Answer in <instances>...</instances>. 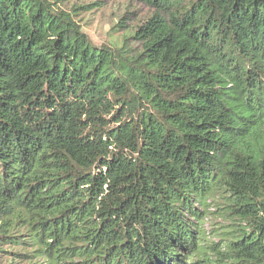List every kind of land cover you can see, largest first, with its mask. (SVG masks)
<instances>
[{"label": "trees", "instance_id": "trees-1", "mask_svg": "<svg viewBox=\"0 0 264 264\" xmlns=\"http://www.w3.org/2000/svg\"><path fill=\"white\" fill-rule=\"evenodd\" d=\"M137 1L0 0V264H264V0Z\"/></svg>", "mask_w": 264, "mask_h": 264}, {"label": "rangeland", "instance_id": "rangeland-1", "mask_svg": "<svg viewBox=\"0 0 264 264\" xmlns=\"http://www.w3.org/2000/svg\"><path fill=\"white\" fill-rule=\"evenodd\" d=\"M50 1L55 2L62 11L69 13L96 45H111L117 36L138 24L149 13L137 0ZM220 224L215 220L205 221V230L210 237L213 235V229L218 228Z\"/></svg>", "mask_w": 264, "mask_h": 264}]
</instances>
